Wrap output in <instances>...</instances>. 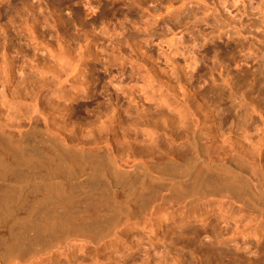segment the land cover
I'll list each match as a JSON object with an SVG mask.
<instances>
[{
	"label": "rangeland",
	"instance_id": "rangeland-1",
	"mask_svg": "<svg viewBox=\"0 0 264 264\" xmlns=\"http://www.w3.org/2000/svg\"><path fill=\"white\" fill-rule=\"evenodd\" d=\"M57 47L79 59L70 82L53 74ZM133 88L140 98L129 103ZM26 118L125 170L168 174L166 162L192 157V130L215 131L260 149L264 172V0H1L0 119L15 135ZM151 174L163 183L147 208L96 246L34 264H218L212 242L263 264L264 218L235 211L228 194L194 200Z\"/></svg>",
	"mask_w": 264,
	"mask_h": 264
},
{
	"label": "bare ground",
	"instance_id": "bare-ground-1",
	"mask_svg": "<svg viewBox=\"0 0 264 264\" xmlns=\"http://www.w3.org/2000/svg\"><path fill=\"white\" fill-rule=\"evenodd\" d=\"M54 50L60 68L53 74L64 76L63 82L72 81L81 71L79 59L64 47ZM137 94L133 88L127 95L129 103L140 98ZM0 121V264H34L53 252L96 246L121 220L150 205L152 187L163 183L152 172L169 178L170 189L181 193L189 190L194 200L197 196L228 194V204L235 211L248 208L255 219L264 218L260 149L239 142L223 146L226 143L214 135L215 131L214 137H206L192 130L187 142L192 157L183 165L166 162L172 172L168 174L153 164L146 169L151 173L139 164L132 165V171L125 170L109 155L100 158L69 142L60 127L45 124L39 128L32 118H26L15 135L4 127L11 122ZM219 245L216 248L211 243L218 264H252L250 250ZM262 255L264 259V252Z\"/></svg>",
	"mask_w": 264,
	"mask_h": 264
}]
</instances>
